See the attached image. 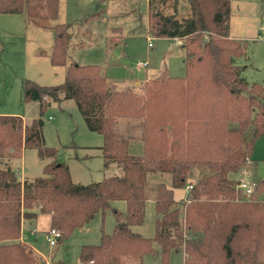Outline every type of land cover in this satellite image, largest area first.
<instances>
[{
  "label": "trees",
  "instance_id": "trees-1",
  "mask_svg": "<svg viewBox=\"0 0 264 264\" xmlns=\"http://www.w3.org/2000/svg\"><path fill=\"white\" fill-rule=\"evenodd\" d=\"M146 1L151 36L181 39L183 76L161 71L141 92L115 90L98 64L73 61L59 84L22 81V99L38 102V117L25 123L21 116L0 114V264H49L20 239L25 220L49 214L61 242L108 212L112 230L101 228L98 243L82 245L79 261L142 264L157 243L160 264L175 251L182 253V264H264V179H249L256 186L245 197L230 177L247 168L255 141L264 135V83L241 74L244 41L229 35L230 0ZM259 1L264 20V0ZM58 3L0 0V13H24L34 26L54 33L53 66L65 65L70 38V24H51ZM62 99L73 100L88 129L102 135L104 167L114 165L119 173L79 184L57 162L56 149L44 145L41 116L50 100ZM120 119L142 121L141 154L129 150L134 135L116 132ZM28 147L48 159L43 175L29 181L11 166ZM154 174H168L169 187L163 181L150 187ZM188 185L185 198L174 199L173 188ZM149 191L155 231L145 237L135 227L144 221ZM115 202H123L124 211Z\"/></svg>",
  "mask_w": 264,
  "mask_h": 264
},
{
  "label": "rangeland",
  "instance_id": "rangeland-1",
  "mask_svg": "<svg viewBox=\"0 0 264 264\" xmlns=\"http://www.w3.org/2000/svg\"><path fill=\"white\" fill-rule=\"evenodd\" d=\"M230 7L229 35L244 41V55L238 59L243 66L241 74L248 81L264 83V20L260 1L230 0ZM148 12L146 0H59L58 13L51 24H70L65 65L53 66L50 63L49 53L54 39V33L50 30H42L25 22L24 34L2 37L5 50L0 57V111H12L14 113L11 115L21 116L25 123L38 117V102L22 99V81L29 79L40 85L59 84L64 80L67 65L73 61L98 64L115 90L132 87L135 92H141L147 81L144 79L152 78L161 71H166L170 76H183L185 68L181 43L166 37L151 36L147 28ZM3 17L6 16L0 15V34L9 29ZM14 17L22 19L24 16ZM149 37L152 46L148 45ZM143 62L147 65H142ZM135 80L141 82L137 87L133 86ZM41 118L44 145L56 149L57 162L68 166L74 183L88 184L119 173L114 165L104 167L97 148L102 145L103 137L88 129L73 100H50ZM134 121L120 119L115 129L120 137L134 135L131 151L138 154L141 149L136 145L141 143L142 121ZM127 124H132V129ZM250 130L251 127L245 132V138L249 137ZM250 160L253 164L248 163L247 168L231 173L230 177L234 180L264 179V135L255 141ZM47 161V158L38 156L36 148L28 147L24 148L19 158L11 160V166L21 180L29 181L43 175V166ZM167 177L168 174L150 175V187L158 181L166 182ZM150 194L151 191L146 200L144 221L135 227L145 237H152L155 231L154 195ZM114 205L124 211L123 202H115ZM38 216L25 220L22 232L27 242L49 264L57 260L76 264L81 246L98 243L100 229L110 232L114 226L111 212L103 217L98 213L84 227L50 246L46 240L50 227L48 220L44 215ZM154 249L153 253L143 255L142 264L161 263L157 243H154ZM182 257L180 251H175L166 264H182Z\"/></svg>",
  "mask_w": 264,
  "mask_h": 264
},
{
  "label": "crops",
  "instance_id": "crops-1",
  "mask_svg": "<svg viewBox=\"0 0 264 264\" xmlns=\"http://www.w3.org/2000/svg\"><path fill=\"white\" fill-rule=\"evenodd\" d=\"M0 15H4V16H6V17H3V18H5V19H3V20H6L7 21V23L9 24V29L8 30H4V32L2 33V34H0V57H1V55H2V53L4 52V50H5V46L2 44V42L1 41H3V38L2 37H6V36H8V37H13V36H16L18 33H20V34H24V30H25V27H24V23L25 22H27L28 24H30V25H33L32 23H30L28 20H27V18H26V16H25V14L24 13H0ZM20 15H23L24 17L21 19L20 17H14V16H20ZM104 20H105V18H103ZM36 27V26H35ZM38 28V27H37ZM39 29H41V28H39ZM43 30V29H42ZM169 39H171V38H169ZM173 40H176L179 44L181 43V39H178V38H173ZM143 63H145V62H143ZM142 64V63H141ZM143 65V64H142ZM145 65H147V64H145ZM159 74V72L158 73H156L155 74V76L156 75H158ZM149 78H151V77H146L145 79H144V81H146V80H148ZM139 83H141V82H138L137 80H135V82H134V85L133 86H135V87H137V84H139ZM128 88H132V87H128ZM12 113H14V112H12V111H4L3 110V112L2 111H0V114H12ZM132 144V143H131ZM137 147H139V149H141V151L140 152H138V154H141L142 152H143V144H142V142L138 145H136ZM98 149H99V152H100V155H101V149H100V146H98L97 147ZM130 152H132L131 151V145H130ZM139 151V150H138ZM133 153V152H132ZM250 164H253V162L251 161V163ZM248 179H250V178H248ZM256 178H254L253 180H255ZM166 182H164L165 184H166V186H168L169 187V177H167L166 178V180H165ZM153 182V181H152ZM154 183V182H153ZM152 184V183H151ZM183 189L185 190V191H183ZM173 197H174V199H176V200H180V199H184L185 198V196H186V194H187V187H184V188H173ZM41 215H44L45 217H46V219L48 220V223H49V226H50V215L49 214H39V216H41ZM38 216V217H39ZM24 222L25 221H23L22 222V225H21V237H20V239L22 240V241H24V242H26V243H28L27 242V240H26V237H25V234L22 232V226H23V224H24ZM28 244H30V243H28ZM31 245V244H30ZM32 248L39 254V252L37 251V249L35 248V247H33L32 246ZM40 255V254H39ZM43 258V257H42ZM44 259V258H43Z\"/></svg>",
  "mask_w": 264,
  "mask_h": 264
},
{
  "label": "built area",
  "instance_id": "built-area-1",
  "mask_svg": "<svg viewBox=\"0 0 264 264\" xmlns=\"http://www.w3.org/2000/svg\"><path fill=\"white\" fill-rule=\"evenodd\" d=\"M148 45L152 46L151 38H148ZM145 65L146 63H142ZM256 186V182L253 180H249L247 178H241L237 181L236 187L241 189L243 195L245 197H249ZM191 185L187 186V189L190 188ZM60 231L54 227H49V230L46 232V240L50 246H54L57 244L58 239L60 237ZM76 264H85L82 261H78Z\"/></svg>",
  "mask_w": 264,
  "mask_h": 264
}]
</instances>
